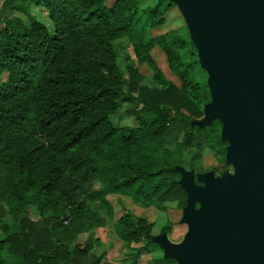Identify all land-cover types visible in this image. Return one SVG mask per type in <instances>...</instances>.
<instances>
[{
	"label": "trees",
	"instance_id": "16d2710c",
	"mask_svg": "<svg viewBox=\"0 0 264 264\" xmlns=\"http://www.w3.org/2000/svg\"><path fill=\"white\" fill-rule=\"evenodd\" d=\"M16 1L4 0L2 9H14ZM34 1L47 11L50 27L12 16L3 17L0 29V264H96L92 240L77 241L79 232L102 222L86 199L98 200L109 214L110 192H128L157 207L173 196L184 205L175 167L184 165L183 149L199 137L214 148L212 168L221 173L226 141L218 118L202 127L190 124L202 116L210 92L188 32L151 31L165 21L173 1ZM121 36L135 55L127 76L113 44ZM155 44L179 84L161 77L150 53ZM142 63L159 88L140 83ZM128 100L142 103L137 124L115 126L111 116ZM179 125L183 139L169 148L165 136ZM90 178L101 187L81 196ZM28 203L40 218L25 213ZM151 225L125 212L114 226L126 243H149ZM171 228L168 223L162 230ZM175 263L163 253L151 262Z\"/></svg>",
	"mask_w": 264,
	"mask_h": 264
},
{
	"label": "water",
	"instance_id": "95a60500",
	"mask_svg": "<svg viewBox=\"0 0 264 264\" xmlns=\"http://www.w3.org/2000/svg\"><path fill=\"white\" fill-rule=\"evenodd\" d=\"M170 1L207 72L210 99L190 124L221 121L232 169L176 164L187 229L177 242L166 231L151 239L176 264H264V0Z\"/></svg>",
	"mask_w": 264,
	"mask_h": 264
},
{
	"label": "rangeland",
	"instance_id": "374dc122",
	"mask_svg": "<svg viewBox=\"0 0 264 264\" xmlns=\"http://www.w3.org/2000/svg\"><path fill=\"white\" fill-rule=\"evenodd\" d=\"M114 1L115 0H105V3L111 5ZM153 1L154 0H143L142 4L144 6L150 5ZM3 2L4 0H0V29L4 23L3 17L9 19L12 16H20L27 24L34 19L41 20L50 27L47 11L34 0H17V6L10 10L2 9ZM165 15V21L160 26L151 29L153 34L166 31L172 32L174 30L176 33L180 34L187 31L189 34L184 17L176 3ZM113 44L117 54V64L123 74L127 76V66L135 60L132 43L127 36H121L114 39ZM182 52L184 58H187L188 54L186 49H183ZM150 53L154 58L156 66L160 70L161 77H163L165 81L168 80L179 84L180 80L169 68L164 51L155 44ZM138 68L142 73L141 84L149 88L160 87V84L154 79L152 71L146 63L139 64ZM198 75L200 74L198 73ZM204 77L207 78V72ZM2 78L5 79V74H3ZM141 106L142 103L139 102V100H128L123 102L122 107L111 116L113 124L115 126L136 125V111H138ZM183 133L184 130L181 125L172 128L165 136V145L169 148H174L177 143L182 141ZM183 151L184 166L186 168H191L192 163L194 167L191 169H194L196 172L213 169L212 166L217 164L214 148L205 145L197 136L192 139L190 146L185 147ZM227 168L231 170V164H227ZM213 170L215 174H219L215 169ZM197 181L199 182V180ZM100 187L101 183L97 179L90 178L83 186L81 196L87 191ZM107 198L111 203L112 214H109L107 209L98 200H85L89 209L99 212L102 222H97L91 228L77 234V241L80 244H83L87 239L92 240L93 245L90 249L98 257V262L96 264H131L133 261L137 264H151L155 255L163 253L162 248L152 239L149 243L145 242V240L137 243H126L117 235L114 225L118 217L125 212L131 213L134 217H145L152 224L151 235L166 231L162 230V228L165 224L170 223L172 228L166 232L168 237L175 242L182 239L187 229V225L180 222L183 205L179 203L176 197L172 196L162 201L161 205L158 207L153 204H144L140 198L135 199L128 192H110L107 193ZM25 213L33 219L41 217L39 210L33 203H28L25 206ZM95 240H99L101 243H97Z\"/></svg>",
	"mask_w": 264,
	"mask_h": 264
}]
</instances>
